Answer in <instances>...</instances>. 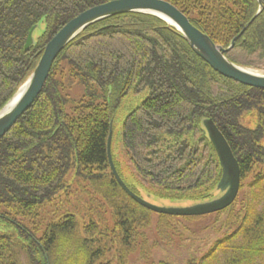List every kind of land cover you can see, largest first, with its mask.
<instances>
[{
  "label": "trees",
  "instance_id": "trees-1",
  "mask_svg": "<svg viewBox=\"0 0 264 264\" xmlns=\"http://www.w3.org/2000/svg\"><path fill=\"white\" fill-rule=\"evenodd\" d=\"M108 1L0 0V110L60 28ZM165 1L216 46L227 49L235 39L225 54L230 62L264 69V10L256 16V0ZM40 24L25 51L29 31ZM145 89L147 97L122 125L136 176L164 198L218 185L221 169L203 127L211 120L240 169L239 192L228 208L196 217L156 214L119 187L109 168L108 134L120 101ZM254 113L250 127L244 118ZM263 139L264 90L213 71L175 28L145 14L96 23L58 55L38 97L0 139V221L14 230L0 232V264H128L142 245L148 255L138 238L151 214L158 233L170 232L175 220L224 216L221 236L186 264H264V173L244 184L256 164L264 166ZM74 187L84 190L85 201L77 195L69 206ZM96 196L98 202L89 200ZM56 202L66 208L53 210L41 229L38 217Z\"/></svg>",
  "mask_w": 264,
  "mask_h": 264
},
{
  "label": "water",
  "instance_id": "water-1",
  "mask_svg": "<svg viewBox=\"0 0 264 264\" xmlns=\"http://www.w3.org/2000/svg\"><path fill=\"white\" fill-rule=\"evenodd\" d=\"M256 2L258 4L256 16H258L264 10V0H256ZM123 14H145L158 18L175 28L193 53L213 71L239 84L264 90V74L235 65L226 58L225 54L234 47L235 39L227 49L216 46L207 35L194 27L178 8L165 0H111L89 8L74 17L45 44L32 73L12 99L0 110V139L31 107L42 91L54 61L66 46L94 24ZM38 28L39 25L29 31L24 45L25 51L30 50L34 45V33ZM203 127L221 169L217 185L218 190L222 193L220 198L188 207H159L144 200L123 183L115 169L111 155L112 129H110L106 143L107 157L110 171L119 187L137 204L156 214L196 217L214 214L228 208L235 201L239 192V165L226 139L215 124L211 120H205Z\"/></svg>",
  "mask_w": 264,
  "mask_h": 264
},
{
  "label": "rangeland",
  "instance_id": "rangeland-1",
  "mask_svg": "<svg viewBox=\"0 0 264 264\" xmlns=\"http://www.w3.org/2000/svg\"><path fill=\"white\" fill-rule=\"evenodd\" d=\"M42 27V24H40L34 35L41 33ZM246 69L264 74V69L261 68ZM76 92L77 90H74L73 95H76ZM147 95V89L138 94L129 93L126 95L120 101L112 120L111 153L116 170L120 173L119 175L124 181V184L130 190L138 193L144 200L159 207H188L220 198L222 193L217 189V185L212 187V189L207 192L199 193L192 197L170 196L168 198H164L159 196V191L156 190V188L150 186L149 184L142 183L136 176L132 166L130 165L129 157L123 148L121 139L122 125L127 114L137 108ZM256 120L257 117L255 113L244 118V122L250 125V127L256 125ZM260 145L264 147V139L260 142ZM258 172L264 173V166L259 163L254 166L252 173L248 176V179L244 184L246 185L248 182H251ZM83 183L85 187L91 188L88 180ZM79 185L80 184L78 183L76 184L77 187H79ZM77 187H74L75 191L72 189V194L68 197L69 206L77 204V201H74L77 195L82 196V200L85 201L83 198L84 196L80 194L84 190ZM242 191L245 192L246 189L244 188ZM90 192L94 193V191ZM89 200H92L95 203L99 201L97 196L94 199ZM60 203L56 202L54 209L45 208V210L42 211L38 217L37 226L41 225L39 224L40 222L43 224L45 223V226L53 210L58 209L62 211L66 208L65 205H60ZM108 215H110V213H108ZM147 219H149V227L144 229L143 232H140L141 235L138 240H142V242L148 246V255L143 254L146 251V248L142 245L140 249H136L130 254L127 260L128 264H160L162 262L165 264H186L191 259H198L203 253H205L206 249H208V244L213 243L216 237L221 236L218 232H220L219 228L224 222V216L222 218L220 215H212L203 219L191 221L175 220L174 226L172 227L173 229L171 228L172 230H170V232L167 230L166 232H159L161 234L160 235L155 231L158 217L151 214L147 216ZM2 221L3 220L0 221V232H14V230L12 231V229ZM41 226L42 229L44 226ZM39 232L42 231L40 230ZM142 254L143 256L141 258Z\"/></svg>",
  "mask_w": 264,
  "mask_h": 264
}]
</instances>
